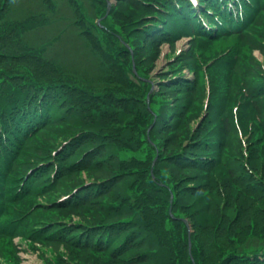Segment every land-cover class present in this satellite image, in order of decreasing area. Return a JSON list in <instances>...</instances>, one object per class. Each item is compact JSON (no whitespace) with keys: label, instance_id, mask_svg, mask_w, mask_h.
I'll return each mask as SVG.
<instances>
[{"label":"rangeland","instance_id":"rangeland-1","mask_svg":"<svg viewBox=\"0 0 264 264\" xmlns=\"http://www.w3.org/2000/svg\"><path fill=\"white\" fill-rule=\"evenodd\" d=\"M25 1H19V7L17 8L18 14H16L13 8L16 0L0 1V15L3 16L0 22V33H5L7 36L3 40L5 46L1 45L0 48H8L10 40L12 39V48H15L18 56L27 51L32 52L26 58L25 63L16 62L15 64L12 62V66L15 65L17 71L21 73H27L30 79L45 81L55 80L62 83H72L73 85L80 83L79 69L82 65L88 77L89 74L94 76L98 72L97 62L94 58H91L88 50L82 47V44H84L83 42H87L85 41V31L88 30V26L85 25V17H93L94 6L86 0H53L52 3H49L51 0H46V3H49L46 11L36 16H26L22 13H30L29 7H36L40 0ZM108 2L109 3H107L106 0H98L97 6L103 9L102 13L107 14L110 13L108 9L109 6L114 9V11L110 13L112 15V17H110V23H116L119 19L124 21L134 18V8H132V4L128 6L126 4H120V0H109ZM37 8L42 9L40 6ZM58 8L59 14L56 12ZM80 14L83 16H80ZM87 14L90 15V17L86 16ZM60 28L61 30L67 29V32L64 33L63 41L54 47L55 43H50L48 38L58 35L60 33ZM250 30L251 36L246 37L245 41L247 44L245 42L239 43V40H237L235 36L218 38L211 41H203L192 37H182L177 42L162 44L158 47L157 52L153 51L154 46H152L153 48L144 47L143 50L139 52V59L136 60L133 54V60L134 63L136 61L140 64L141 67L143 65L148 79H153L154 82H158L179 73L188 74L197 78L195 90L187 92L186 94L185 91L169 93L167 88H160L159 84H156L155 88L156 91H159L157 92L159 96H155L154 98L157 99L158 104L156 106H150L151 104L148 102L151 99L150 97H152L150 94L154 89L148 88V92L142 95L134 89L137 86L120 84L109 85L111 88L115 87L118 93H124L125 95L139 94V96L144 99L145 103H142L137 109L129 111L126 104L123 105L122 102L112 101L110 103L111 105L106 109V111H109L108 115H114L112 118L104 116L106 120L98 122V118L103 114L104 110L94 107L89 110L87 115L79 114L74 117V119L63 120L64 122L62 123L50 124V126L35 135L28 143L21 157L17 160L20 169L28 168V166L34 165L37 161L49 159L51 153L56 150L63 141L77 132L84 131L109 138L103 141L104 146L107 147L105 148V152L108 153L107 158L109 162L101 169L89 170L88 168H83L74 173L71 177H61L60 181L52 190L44 192L41 195H32L24 198L22 200L23 202L20 204L22 207L18 206V208L28 210L30 216L27 220L28 225L26 221L24 225L26 228L23 230L29 231L31 227L36 228L60 220H72L73 222L87 224H109V222L116 221L120 218L129 217V214L120 215L118 213L119 209L115 208V206L124 205V203L134 209L135 214H143L140 217L133 218V220L143 219L149 221L152 220L154 212H161L159 209H154L159 201L156 198L157 195L160 201L164 203V208H166V215H164V218L162 217L160 221L165 220L169 229H159L158 225L151 228L148 226L151 230L150 232L153 233V237L148 238V246H150V249H138L136 252L132 253L137 255L139 251L142 252L141 254H144L146 258L145 262L149 261L146 264H156L157 259H162L159 255V251L166 252L168 257L175 261L174 255L167 248L162 247L157 238L166 243L170 242L176 234V239H178V236L182 238L184 247L188 240L189 230L190 237L194 239V245L198 248L196 240L198 239L199 230L195 228L198 221L204 226L203 229L201 228V235L199 237L203 245L199 246L198 251L202 253L201 256H204L203 260L207 264H218L223 259L221 256L225 248L223 245L219 247L215 246V240L211 237L213 234L211 233V229L213 230L214 227L216 228L218 221L221 220L225 214L227 233L224 236L227 237L225 241L230 244V247L227 249L233 248L237 252H243L252 250L249 249L250 245L253 248L254 246L264 245V228H262V226H264L263 195L258 191L259 197H257L255 201H252L254 198H252L250 194L245 195V187L252 182V180L244 181L238 177V173L242 174L246 172L247 175H252L254 178L260 177L264 180V157L260 156L258 153L255 159L250 161V163L249 161L246 162L248 164L244 167V162L240 161L239 158L234 155V153L240 155V133L234 131L231 134L230 132L229 135L226 136V139H224L225 136H223L222 133L219 134L221 137L219 140H224L226 147V150L224 149L225 157L219 165H214L211 172L178 167L172 163L169 165L167 159L171 154L175 153L174 151H176V149L178 151L180 146H184L186 142L191 139L194 134V128L206 114L203 106L208 92H210V90H207L208 87L206 88V85L209 83L207 79L209 77L208 72L213 75V80L215 81L214 96L212 98L213 107L207 111L211 114L209 119L210 125L214 126L216 116L222 112H225L226 116L232 118L233 106L234 112L236 114L238 113L237 101L239 96L235 97L236 92L227 94V97L221 96L226 88L230 69L233 68L234 64L232 67L231 64L227 67H223L216 63V61L221 55L235 51L237 59L234 63H237L238 68H235L237 80L235 79L233 86L235 90H238L242 76H245L249 70L248 66L244 67L245 65L243 63L249 64V60L252 57L264 63V13H262L260 17L258 16L252 25H250ZM68 34L72 36V38L64 40ZM79 34L81 38L78 36ZM21 38H23V40H21L20 44L19 39ZM76 43H78V46L72 48ZM260 43L263 47H261ZM42 45H44V48ZM71 48L72 50L70 53L68 51ZM2 53L5 52L2 51ZM11 53L15 54L14 52ZM82 53H86V56L92 59L94 63L92 67L85 68L86 57L77 58L78 56L76 54L81 55ZM65 54H67L72 61V64H68L76 66H73L74 68L71 69V73L69 74L60 72V67L58 65L56 66L54 63H48V59L45 58L60 59L61 57V59L64 58L66 61L68 58ZM142 57H144L143 61ZM40 58H43V64H40ZM212 63H215L216 66L210 70L207 66ZM197 75L198 77H196ZM190 84L192 83L187 82L186 85L190 86ZM172 86H177V84H172ZM232 97L235 99L236 105L231 102ZM243 98L244 101L248 100V98ZM167 100L168 104H175L176 106H178L177 101L181 103L184 101L187 102L189 112L187 113V119L176 118L172 113V115H168V125L173 126L178 124L175 127L177 129L173 130L170 135H168L167 131H162L160 135L158 134V128L166 127L164 121L159 120L160 124L153 127L151 139L157 147L159 146L161 152L164 153L163 159L165 158L164 164L158 165L156 164L158 160L157 150L152 148L150 146L151 144L147 142L149 131L154 123L153 116H147V107L149 106L157 112V110H160L159 108H162V106L166 104ZM261 107L264 109V104L260 106V108ZM117 110L118 113H116ZM174 111L176 110L174 109ZM239 112L243 114V112ZM246 112L249 113L250 109H247ZM138 114L141 119V121H138L140 124H137ZM76 119H79L81 122H76ZM251 120L252 124L255 123L257 126H260V120L256 117L252 116ZM219 122L221 123V119H219ZM245 124L248 125L247 120L242 123V126L244 127ZM205 127L206 125L204 122L200 131L201 134L207 129ZM238 127L241 130V125ZM259 131H261L260 128H257V130L252 133L250 144L253 146L256 138L264 135ZM201 134L199 133L196 138L200 137ZM202 152L208 153V151ZM106 153L98 154L97 152L94 154V158H96V160H101L106 156ZM223 164H225V166H223ZM239 164L245 168L243 172H237V169L240 170L241 167ZM207 166H209L208 163ZM231 166H235L237 171L232 175L234 178L226 179L224 176L228 175L227 167L232 168ZM202 173L205 174V176H201ZM112 175L120 177L114 180V182L102 187L105 190L107 189L106 191L108 193L93 198L94 194L90 192H92V190L94 191L95 188H86L80 191L89 192L83 198L89 199L88 201L92 200L88 205H80L78 207H59L58 205H54V203L59 200V197L69 195L81 181L85 184L104 182ZM151 177H154L156 181L147 184V181L150 180ZM217 178L225 181V189L218 190V188H216ZM186 180L192 184L190 186L193 190L185 189L187 185ZM261 182L262 181L259 180V184H261ZM157 183H162V185L167 184L168 194H165V190L162 192L159 191L157 189ZM149 187L151 190L144 191ZM208 189H210L209 192ZM172 193L173 199L170 200ZM170 201L174 204L172 208ZM167 204L168 208L165 207ZM225 204L227 206L226 210L224 208ZM41 205L45 207H41ZM167 212H172L175 216L186 221L188 228L183 222H180L181 220L174 221L170 219ZM9 213L10 212L5 215L14 217V214ZM228 214L230 215L227 216ZM129 230L130 229L127 228L125 231L128 232ZM157 230H160L163 236L158 237ZM92 231L96 233V235L99 233V230L92 229ZM73 232L77 234L79 231L75 230ZM207 234H209L211 238L208 239ZM145 236L148 237L142 233L141 237ZM224 236L222 237L223 241ZM90 242H94V237ZM82 243L83 242H78V245L69 247L64 242H52L44 238L40 240H31L16 234L12 236H0V264H119L120 261L111 260L112 258L110 259V251L86 250L82 246H79L82 245ZM100 252H102V255L98 254ZM217 253L219 254L217 255ZM129 254L127 256H129ZM122 255L123 254H120L119 257L121 258ZM178 260L179 263L163 262L159 264H182L181 260ZM255 262L256 261L250 264H255ZM239 263V260H232L230 264Z\"/></svg>","mask_w":264,"mask_h":264},{"label":"trees","instance_id":"trees-1","mask_svg":"<svg viewBox=\"0 0 264 264\" xmlns=\"http://www.w3.org/2000/svg\"><path fill=\"white\" fill-rule=\"evenodd\" d=\"M19 1L21 0H16L13 7L16 11V14H18L17 8L19 7ZM86 1L88 3L90 2L94 6V15L97 19L101 18V25L99 26L97 23L93 22L92 17L87 18L90 23L85 18V24L89 27V29L86 31L85 35V41L87 42H83L84 44H82V47L86 48V50H88L90 53L91 58L96 60L98 72L94 76L89 74L88 77L86 75V71H84L82 68V65L79 69L81 84L79 83L73 85L72 83H62L55 80L45 81L40 79H30L27 73H21L17 71V67L15 65L12 66V62L15 64L16 62L25 63L26 58L32 52L27 51L18 56L15 48H12V39L10 40V45L8 48H0V139L3 138L1 139L2 143H8L9 145L6 147L5 151L2 150V152H0V209L5 210L4 215L2 214V218L4 221L8 222H12L14 218L21 219L20 227L16 235H22L23 237H27L31 240H40L41 238H44L45 240L52 242H64L69 247H72V245H78V242H83L82 245L79 246H82L86 250L110 251V259L112 258L111 260L120 261L119 264H146L149 261L145 262L146 258L144 254H141L142 252L139 251L137 255L132 253L136 252L138 249H150V246H148V238L153 237V233L150 232L151 230L148 226L151 228L158 225L159 229H169L165 220L160 221L161 218H164V215H166V208H164V203L160 201V198H158L157 195L156 198L159 201L155 206L156 208L154 209H159L161 212H154L152 220L149 221L143 219L133 220V218L140 217L143 214H135V210L124 203L125 206L119 205L115 206V208L119 209L118 213L120 215L129 214V217L120 218L116 221L109 222V224H87L73 222L72 220H60L58 222H53L51 224L47 223L36 228L31 227L29 231L23 230L26 228L24 225L29 219L30 215L28 210H24V208H18V206L22 207L20 204L23 202L22 200L26 198L22 197L26 194L20 191L19 182L25 177L27 170L30 167L38 168L40 171V175L38 176V179H36L37 183H40L38 186L36 185L33 195H41L44 192L52 190V188L60 181L61 177H71L74 173L82 170L83 168H88L89 170L101 169L107 162H109V159L107 158L108 153L105 152V148L107 147L104 146L103 142L109 138H104L105 136L102 137L98 134L84 131L77 132L68 138L70 139L77 135L79 136L74 140L73 144L66 148L64 153L60 154V160L53 157L52 153L55 151L54 150L49 156V159L37 161L34 163V165L28 166V168L20 169L18 167L17 160L21 157L28 143L35 135L43 131L46 127L50 126V124L62 123L66 120L74 119V117L78 116L79 114L87 115L89 110L93 109L94 107L104 110L103 114L98 118V122L106 120L104 116L112 118L114 115H108L109 111H106L107 107L111 105L110 103L112 101L122 102L123 105L126 104V107L129 111H133L140 107L142 103H145L144 99L141 98L139 94L125 95L124 93H118L115 87L111 88L109 85L120 84L133 85L134 87L137 86L134 89L138 91V93L144 95L148 92V88L153 89V85L155 84H159L160 88H167L169 93L185 91V94L195 90L197 84V78L194 77L193 79L189 80L183 73L172 75L167 79L154 82L153 79L147 78L145 73L146 70L144 69L143 65L141 67V65L135 61L136 72L134 71L133 67V54L135 55L136 60L139 59V52L142 51L144 47L154 46L153 51L157 52L158 47L163 43L176 42V40L182 36V33L178 31L181 29V27H187L183 32L187 35H193V31L201 30L202 27L198 22L196 9H194V6L189 0H120V4H126L127 6L132 4V8H134V18L124 21L119 19L116 23H110V17H112L110 13L114 11V9L111 8L110 13L105 16L106 13H102L103 9L97 6L98 0ZM234 1L235 0H230V3H234L232 6H230L227 4L228 0H201L200 12L204 15H207L209 6H213L214 16L212 19L217 18L221 23H223L224 26L226 24L228 25L227 28L232 30L230 33L228 32L221 35V38L234 35L237 37V40H239V43H242L246 41V37L251 36L250 25H252V20L250 19L252 18V15L251 17H248L246 9L248 4L245 0H236L237 3ZM25 2H27V0ZM52 2L53 0H51L49 3ZM49 3L47 4L46 0H40L36 7H29L30 13L22 14H25L26 16H36L37 14L46 11ZM38 6H40L42 9L37 8ZM254 6L256 8L259 7L258 12L254 14V16L256 15L255 18L253 16L255 21L258 16L260 17V15L264 13V0H256V4H254ZM58 11L59 8L56 10V12L58 13ZM234 17H237L236 21L233 20ZM2 18L3 16L0 15V22ZM174 24H176L178 28L173 27V29H169V26H173ZM69 25L73 26L72 24ZM223 28H220V31H224ZM66 32L67 29L61 30L60 28V33L58 35L48 38L50 40L49 42L55 43L54 47L57 46L58 43L63 41L64 33ZM196 35H198V33H196ZM78 36L80 37L81 35L79 34ZM6 37L7 36L5 33H0V46H5L3 40ZM71 38L72 36H69L68 34L64 40ZM21 40H23V38L19 39L20 44ZM202 40L211 41L205 38ZM245 43L247 44V42ZM260 45L263 47L261 43ZM75 46H78V43L72 46V48ZM42 47L44 48V45H42ZM72 48L68 52L71 53ZM2 51L5 53H2ZM11 52H14L16 55L12 54ZM65 55L67 56V54ZM76 55L78 56L77 58L86 57L85 68L92 67L94 65L92 59L88 58L86 53ZM45 58L48 59V63H54L56 66L58 65L60 67V72L65 74L71 73V69L76 67L74 65H70L72 64V61L68 56L66 61L64 58L61 59V57L60 59ZM40 59V64H43V58ZM143 59L144 57H142V61ZM236 59L237 55L235 51H232L230 57L225 58V54H223L217 58L216 63L222 65L223 67H227L230 64L229 61H232L231 67L234 64L233 68L230 69L229 78L226 82V88L224 89L221 96L227 97V94H233L236 92L235 97L239 96L237 101L238 104L235 102L233 97L231 98V102L234 105L237 104L238 113L236 114L234 112L233 106L232 118L226 116L225 112H222L216 116L214 126L210 125L209 119L211 114H209L207 111L213 107L212 98L214 96L215 81L213 80V75L209 74L208 72L209 77L207 79L209 83L206 85V88L208 87L207 90H210V92H208L203 106L206 114L200 121L199 125L194 128V134L192 135L191 139L188 140L184 146H180L178 151L176 149V151H174L175 153L171 154L167 158L169 165L172 163L178 167H187L190 169L202 170L203 172H211L214 167L210 168L207 166V163H213L216 161V165H219V163H221L225 157L224 151L226 150V147L224 140H219V138H221L219 134L222 133L223 136H225L224 139H226V136L229 135L230 132L232 134L234 131L240 133V155L235 153L234 155L235 157L239 158L240 161L244 162V167H246V164H248L246 162L249 161L250 163V161L255 159V156L258 153L260 156L264 157V135L258 136L256 138L254 146L250 144L252 133L253 131L257 130V128H260L261 131L259 132L264 134V109H262V107L260 108V106H263L264 104V63L253 57L250 60L248 59L249 64L243 63L245 65L244 67L248 66L249 70L245 76H242L238 90H235V87L233 86L235 79L237 80V72H235V68H238L237 63H234ZM214 66H216V64L212 63L207 67H209L211 70ZM176 76H178L177 79H175ZM196 77H198V75ZM187 82H191L192 84H190V86L186 85ZM172 84H177V86L173 87ZM157 92L159 91L154 90L151 92L150 95L152 97H150V106H156L158 104L157 99L154 98L155 96H159ZM243 97L248 98V100L244 101ZM177 103L178 106L175 104H168L167 100L166 104L163 105L162 108H159V111L157 110L158 113L151 107H147V116H153V120L157 118V122L154 127L157 124L159 125L160 121H164L166 123V127L158 128L159 135L162 131H167L168 135H170L173 130L177 129L175 127L178 124L173 126L168 125L169 114L172 113L176 116V118L179 117V119H187V113L189 112V106L187 102L184 101L181 103L177 101ZM174 109L176 111H174ZM247 109H250L249 113L246 112ZM239 111L243 112V114H240ZM116 113H118V110ZM252 116L260 120V126H257L255 123L252 124ZM137 118V124H140L138 122L141 121L139 114L137 115ZM219 119H221V123L219 122ZM246 120L248 121V125L245 124L243 127L242 123ZM76 122L80 123L81 121L76 119ZM204 122L206 125L205 128L207 129L201 134L200 131ZM33 125H37L38 129L33 132L31 136H28L26 134V130H28ZM240 125L242 132L238 127ZM151 132L153 131L151 130ZM151 132L149 133L147 142L151 144L150 146L152 148L157 150L158 160L156 164H164V153L161 152L159 146L157 147V145L151 139ZM199 133L201 134L200 137L196 138ZM19 135L22 136L21 139ZM202 151H208V153ZM97 152L98 154L106 153V156L101 160H96V158H94V154ZM205 153L207 154L204 156ZM208 159H210V161H208ZM223 166H225V164H223ZM243 166L241 165L240 170L237 169L238 171L236 170L235 166H231L232 168L227 167L228 175H225L224 177L226 179L234 178L232 175H234L236 171L243 172L245 169ZM201 176H205V174L202 173ZM118 177L120 176L112 175L104 182L93 183L89 186H84L85 183L81 181V183L77 184V186L71 191V193H73L77 188L82 187L79 192L75 193L70 200L64 203L59 202L62 198L59 197V200H57L54 205H58L59 207H78L80 205L86 206L92 201H88L89 199H83L84 196H86L89 192L87 193L80 191L86 188H95V190H92L90 193L94 194L93 198H97L108 193L106 191L107 189L105 190L102 187L114 182V180H116ZM238 177L244 181L252 180V182H250L245 187V195L250 194L252 198H254L252 201H255V199L259 197L258 191L261 192L264 199V180H262V178L258 176V178H254L252 175H247L246 172H243L242 174L238 173ZM259 180L262 181L261 184H259ZM152 181L154 182L156 179L151 177L150 180L147 181V184ZM186 183L187 185L185 189L193 190V188L190 186L192 184H190V182L187 180ZM157 184V189L159 191L162 192L165 190V194H168L167 184ZM43 185H47V187L40 189V187ZM225 186V181L217 178L216 188H218V190H223L226 188ZM146 190L151 189L149 187L144 191ZM209 190L210 189H208V192ZM170 205L171 208L174 206L171 201ZM41 207L45 206L41 205ZM165 207L168 208V204ZM224 208L226 210V204L224 205ZM8 212L14 214V217L5 215ZM18 213L21 214L16 215ZM167 214L168 217L174 221L181 220L180 222H183L188 228L186 221H184L182 218L175 216L172 214V212H167ZM229 215L230 214L227 216ZM225 221L226 214L221 220L218 221L216 228L214 227L213 230L211 229V233H213L211 237L213 240H215V246L219 247L220 245H223L225 248L224 253L221 256L223 259L218 264H230L232 260H239V264H250L254 263V261H256L255 264H264V245L254 246V248L250 245L249 249L252 250L243 252H237L233 248L227 249L230 247V244L225 241L227 238L224 236L227 233ZM203 227L204 226L200 221H198L195 226V228H198L199 230L198 239L196 240L198 248L199 246L203 245V242L199 240L201 228L203 229ZM127 228L130 229L128 232L125 231ZM262 228H264V226H262ZM92 229L99 230V233L96 235V233H93ZM75 230L79 232L74 234L73 231ZM142 233L148 237H141ZM0 236H7V234L0 232ZM157 236H163L160 233V230H157ZM175 236L176 234L170 242L166 243L162 242L156 237L159 244L162 247L167 248L175 258V261H173V259L168 257L166 252L159 251V255L162 257V259H157L156 264L163 262L179 263L178 259L181 260L182 264H207L203 260L204 256H201L202 253L198 251V248L195 247L193 238L192 255L194 257V261L189 254L188 240L186 245L183 247L182 238L177 235L178 239H176ZM207 236L208 239L211 238L209 234H207ZM223 236L224 241L222 239ZM93 237L94 242H90ZM98 254L102 255V252ZM120 254H123V258L122 256L121 258L119 257ZM128 254L129 256H127ZM218 254L219 253H217V255Z\"/></svg>","mask_w":264,"mask_h":264}]
</instances>
